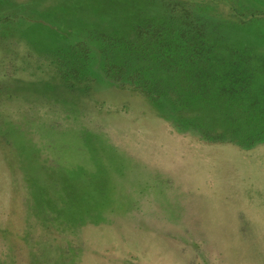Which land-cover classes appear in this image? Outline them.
Here are the masks:
<instances>
[{"label":"rangeland","instance_id":"1","mask_svg":"<svg viewBox=\"0 0 264 264\" xmlns=\"http://www.w3.org/2000/svg\"><path fill=\"white\" fill-rule=\"evenodd\" d=\"M1 18L0 264H264V141L177 130L131 83L182 98L176 64L101 52L119 22L178 46L193 26L214 64L245 67L248 124L264 112V0H0ZM207 117L219 132L239 118Z\"/></svg>","mask_w":264,"mask_h":264},{"label":"trees","instance_id":"2","mask_svg":"<svg viewBox=\"0 0 264 264\" xmlns=\"http://www.w3.org/2000/svg\"><path fill=\"white\" fill-rule=\"evenodd\" d=\"M124 25V22H119L113 30H106V34L111 37L110 39L107 38V41L109 40L108 46L101 48L106 64H119V68L123 69L126 68L123 64H130L132 56L141 57L142 55L152 56L157 59L158 64H176L173 66L174 69L168 67V71L170 73L173 71L181 72V77L188 81L184 85L186 90L182 89L181 91L182 98H170L169 101L158 102L156 92L149 90L146 84H141L143 80L138 81L140 77L138 73L134 75L135 78L131 77L133 81L131 83L146 93L156 104L162 103L160 107L165 109V117L176 126L177 130L182 132L193 131L208 141L237 142L247 148L264 141L263 111L260 110L259 116H250L249 121H247L248 124L243 121V119L246 121V115L251 113L252 109L256 110L257 102H252V105L249 104L246 107L242 99L244 98L242 94L246 91L245 82L242 84L239 77L245 69L244 67L241 70L242 64H214L212 51L197 48L198 36H195L193 26L180 29L181 26L179 25L178 33L181 34L180 31H183V37L187 31L190 32L186 36L187 45L178 46L174 43V39L173 41L168 40L167 31L156 22L143 19L132 22L125 29L123 28ZM130 29L131 32H129ZM192 34H194L193 37ZM66 48L68 47L57 48L55 51L67 55ZM64 54L62 58L65 57ZM106 54H110L111 59H108ZM128 54L130 57L127 58ZM116 57L119 59L117 60ZM187 90L188 94H186ZM249 108L251 111L248 110ZM228 112H230L231 117L239 118L236 122L232 121L226 130L221 132L217 131V128L214 130V125L217 124L215 122L211 125L212 129L207 125V116L217 114L222 117L226 116ZM241 118L242 120H240ZM249 127L259 128L260 131L259 133L258 131L256 133L248 132L247 128ZM222 129L220 128V130ZM231 131L234 133L233 136H230ZM94 189V193L86 196L93 199V202L99 196L98 187ZM71 195L73 199L82 196L76 191L72 192Z\"/></svg>","mask_w":264,"mask_h":264}]
</instances>
